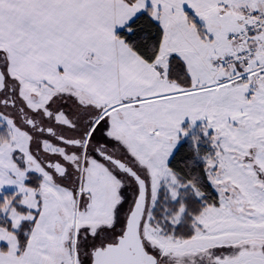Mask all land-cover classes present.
I'll use <instances>...</instances> for the list:
<instances>
[{
	"label": "snow or ice",
	"instance_id": "6c2138e0",
	"mask_svg": "<svg viewBox=\"0 0 264 264\" xmlns=\"http://www.w3.org/2000/svg\"><path fill=\"white\" fill-rule=\"evenodd\" d=\"M0 264H264V0H0Z\"/></svg>",
	"mask_w": 264,
	"mask_h": 264
}]
</instances>
